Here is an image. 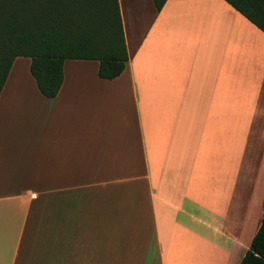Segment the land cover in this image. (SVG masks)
Listing matches in <instances>:
<instances>
[{"label": "crops", "instance_id": "crops-1", "mask_svg": "<svg viewBox=\"0 0 264 264\" xmlns=\"http://www.w3.org/2000/svg\"><path fill=\"white\" fill-rule=\"evenodd\" d=\"M113 79L67 59L0 93V264H239L264 213V33L225 0H118Z\"/></svg>", "mask_w": 264, "mask_h": 264}, {"label": "trees", "instance_id": "trees-1", "mask_svg": "<svg viewBox=\"0 0 264 264\" xmlns=\"http://www.w3.org/2000/svg\"><path fill=\"white\" fill-rule=\"evenodd\" d=\"M160 10L167 0H152ZM264 33V0H225ZM30 58L39 91L52 98L67 59L96 60L113 79L128 61L118 0H0V93L16 57ZM239 264H264V213Z\"/></svg>", "mask_w": 264, "mask_h": 264}, {"label": "rangeland", "instance_id": "rangeland-1", "mask_svg": "<svg viewBox=\"0 0 264 264\" xmlns=\"http://www.w3.org/2000/svg\"><path fill=\"white\" fill-rule=\"evenodd\" d=\"M22 58L28 59V58H26V57H22Z\"/></svg>", "mask_w": 264, "mask_h": 264}]
</instances>
